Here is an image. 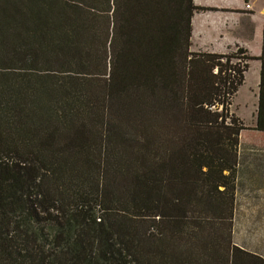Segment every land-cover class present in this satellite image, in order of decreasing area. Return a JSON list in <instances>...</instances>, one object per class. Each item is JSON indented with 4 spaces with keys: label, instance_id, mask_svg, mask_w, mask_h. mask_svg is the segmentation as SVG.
<instances>
[{
    "label": "trees",
    "instance_id": "1",
    "mask_svg": "<svg viewBox=\"0 0 264 264\" xmlns=\"http://www.w3.org/2000/svg\"><path fill=\"white\" fill-rule=\"evenodd\" d=\"M206 10L0 0V264H264L217 239L249 129L231 107L260 61L264 132V58L192 52Z\"/></svg>",
    "mask_w": 264,
    "mask_h": 264
},
{
    "label": "crops",
    "instance_id": "2",
    "mask_svg": "<svg viewBox=\"0 0 264 264\" xmlns=\"http://www.w3.org/2000/svg\"><path fill=\"white\" fill-rule=\"evenodd\" d=\"M259 1L245 0V6L249 4L250 9L243 8L236 10L229 8V12L238 15V17L233 18V22L236 21L237 23V25L234 24V27L231 26L230 28L229 23L224 25L225 21H221V27L226 29L229 37L223 36L222 33L224 31L221 30L219 35L213 38L214 44L210 43V47L206 48L208 50H200L198 52L206 51L208 53L228 54L236 51L239 46L240 48L248 50L251 56L264 58V33L262 37L263 19L261 18L264 16V6H258ZM195 4L201 6L197 0H195ZM255 5L257 11L254 8ZM222 6L227 7L223 4L220 5V7ZM194 20H196L195 16L192 20V48L194 46V36H196ZM220 35L221 37H219ZM262 40L263 52L262 48L259 45L257 46ZM253 41H255L256 46H252L251 43ZM253 65L250 62L249 70L245 74V84L240 87L232 104V112L249 129L241 133L237 148L238 151L236 152L237 162L234 168L233 178V215L229 221L230 225H224L223 230L220 232L221 235L217 239L218 242L229 241L231 248H238L241 251L264 259V132L253 130L256 126L258 114L259 87L261 83L260 70H262L261 62L253 70L256 80L249 87L248 95L246 96L245 92L243 93L245 87L249 85V76ZM249 109L251 110L252 119L247 121L245 112ZM223 174L228 175V170L224 171ZM223 189L220 188L221 191Z\"/></svg>",
    "mask_w": 264,
    "mask_h": 264
},
{
    "label": "rangeland",
    "instance_id": "3",
    "mask_svg": "<svg viewBox=\"0 0 264 264\" xmlns=\"http://www.w3.org/2000/svg\"><path fill=\"white\" fill-rule=\"evenodd\" d=\"M201 6H205L209 11H202L198 12L195 14L196 20H194L195 24V30H196V36H194V46L192 48V51L198 52L200 50H208L206 49L207 47H210V43L214 44L213 38L218 36L220 31L223 30L224 32L222 33L223 36L229 37V33H227L226 29L221 27V21L224 20L226 23H229V27L231 28L237 25L236 21L233 22V18L238 17L236 13L232 14V12H229V8L233 9H243L246 8L245 6V0H197ZM224 5L227 7H220V5ZM260 5L264 6V0H260L259 3ZM254 8L257 11L256 5ZM263 19L262 22V37L264 33V16L261 17ZM235 24V25H234ZM221 37V35L219 36ZM206 38V39H205ZM209 43V44H207ZM252 46H256L255 41L251 43ZM260 46L262 48L263 52V40L260 42V44H257V46ZM253 56V55H252ZM257 58V57H256ZM255 62V63H254ZM253 65V69L251 70L250 76H249V85L245 87L243 93L245 92V95H248V90L249 87L254 84V81L256 80V77H254V69L257 67L260 62L258 61H251ZM231 113L232 112V107H231ZM247 121H250L252 119V114L251 110L249 109L248 111L245 112Z\"/></svg>",
    "mask_w": 264,
    "mask_h": 264
},
{
    "label": "built area",
    "instance_id": "4",
    "mask_svg": "<svg viewBox=\"0 0 264 264\" xmlns=\"http://www.w3.org/2000/svg\"><path fill=\"white\" fill-rule=\"evenodd\" d=\"M246 9H250V5L249 4L246 5Z\"/></svg>",
    "mask_w": 264,
    "mask_h": 264
}]
</instances>
